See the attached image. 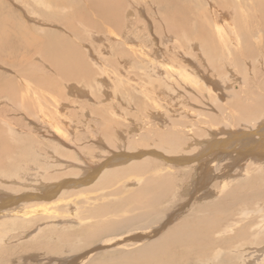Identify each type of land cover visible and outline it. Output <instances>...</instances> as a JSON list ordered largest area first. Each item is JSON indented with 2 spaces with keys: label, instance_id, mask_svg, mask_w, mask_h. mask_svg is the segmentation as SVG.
<instances>
[{
  "label": "rangeland",
  "instance_id": "rangeland-1",
  "mask_svg": "<svg viewBox=\"0 0 264 264\" xmlns=\"http://www.w3.org/2000/svg\"><path fill=\"white\" fill-rule=\"evenodd\" d=\"M58 1L61 0H40V1L0 0V46L1 43H3L6 40V38L4 37H6V35L8 34L7 32L13 33L15 32L14 30L16 28L19 29V27L25 29L28 32H32L36 38L39 37L44 41H49L48 38L52 39V38H56L57 36L58 37L62 36L67 40V42L70 43V45L71 44L75 45L76 47L75 50L78 49L77 52L79 51L78 54L77 52L74 54L75 57L74 56L72 57V61H71L72 67L69 70H67V73L77 72L78 75L83 76V78L81 76V78L78 79L67 78V76L64 75L66 71H64L65 72L64 74H61L58 71V69L53 67L49 62H46V59L39 51H35L32 49L29 50L30 52L28 51L26 53L23 52L22 50V52H20L19 55L18 54L15 55L13 53L10 54L11 52L9 50L3 48L1 49L0 47L1 51L2 50L5 51V52L2 51V56H0V63H1L0 75L3 77V79L0 80V161L3 162L2 163L3 165H0V180H1L0 181V231H2L1 225L6 224L5 228L6 226L10 227V228L9 227L6 228V229L9 228V230L11 231H7L9 232L10 235L9 237L4 236V239H7L6 240L7 243L5 244L4 247L10 248L12 250L15 249V251L18 249V247L21 246L23 247V245H25L26 242H28L30 239H33V235H37L36 233H38L40 229L46 231L45 235L40 236V238L45 239V238H51L50 237L51 231L49 230L51 228L58 227L61 229L62 227L61 225H64V227L61 230L57 229L60 230V232H64V230H67V228H71L73 226L75 228H78V225L75 223L70 225L69 222L66 223L61 222L62 220H58L56 222V219H54L55 221H53L52 219H47L42 221L41 218L39 217L37 218L38 220L35 221L34 219L33 220L34 222L28 225H22V224L18 225V223L13 224V222H18L17 221L18 217L14 216L13 214H10L11 213L10 211H12L13 213L16 212L15 214L19 215L20 202L23 203L21 204L22 208H24V200H26L25 201L26 203L28 201L30 205H38L37 207L39 209H42L41 204H44L46 202L47 203L50 202L49 205H53V204L61 205L64 202L63 201L64 199L62 201H59L61 195L64 192V190L61 187H62V183L65 182H66L65 184H67L65 186H68L73 182H82V183L87 182V184H85L83 188L81 186L80 190L82 189L91 190L92 187L93 186L95 187L96 184L99 182V178L96 177V179H94L93 182L89 180L92 178L86 179L84 177L86 175L85 174L86 172L84 171H87L89 166L86 165L84 167L83 166L84 163L83 164L81 163L84 161H90L89 159L91 158L92 155H97V157L99 158L95 162L96 165L94 163L90 164L92 168H96V166H101L102 164H106L104 166H107L109 169L111 168V171H115V169H117L116 171L123 170L127 168V166H129L131 161L134 163H140L143 162V160L147 161L149 159L152 161L161 162L163 164V162H167L166 159L177 158V154L172 155L171 153H168L166 151V149L169 146L166 145L164 146L160 144L159 139L161 137L165 138L166 135H169L173 132L174 134L178 135V137L183 136L184 140L182 137H180L181 138L180 142L183 146H188L186 144L188 143L187 140H189L188 139L189 135L191 136L192 134H195L196 138H198L197 137L198 135L200 136L203 134L202 136H204L205 134H207L205 133L207 132V129H210V127L213 126L216 127L219 126L221 127L220 130H222V125H219L220 123L215 125L212 120L215 121V119L218 118L220 119V121L222 119L223 120L230 119V118H223L222 116L224 114L229 115V117H231L232 115L235 116L238 115V113L236 112L238 109H233V107H231L232 103L230 101V98L233 96L232 94L235 95L239 94V98H241L242 100H244L245 97L247 98L254 97V95L252 96V94L258 92L259 85L262 84V82L264 81V34H262L261 37L263 40L262 43L261 44L258 43L260 44L259 46L255 45L256 42L255 37L257 35H256V31L254 30V27L251 29V34H250L251 46L250 48L248 47L242 49L241 54L242 55L245 54L244 56H242V59L240 60L239 57L236 56L235 59H233L234 57H232L234 62H230V60H228V62L226 63L227 66L230 68V72L232 74L228 72L227 67L225 69L221 68L219 70L217 68H213L211 64H209L208 56L211 54V52L208 51V48L210 46H208V48L206 47L207 57L205 56V54H203L200 44H198L199 47H195L191 45V48H188L189 46L188 39L193 38L192 37L193 33L199 32L198 31L199 30L198 28H200L199 26L211 25L210 14L211 12L213 13L216 10L217 8L216 6L219 3L215 0H188V1L176 0L177 1L176 4H174L172 0H166L167 3L166 2L164 3L167 4L166 10L168 12L162 8L161 6L162 0H159V2L157 0H139L140 3L143 5V7L141 6L140 10L138 9V7H140L138 2L132 3L133 1L135 2L136 0H123V2L120 5L117 4L118 5L117 7L120 8H117L115 6V11L116 10L117 11L116 12L114 11L115 13L113 15L112 13L109 15L110 16V18L108 19L109 21L106 22V24H104L103 29L99 27V29H102L100 32L99 30H95L91 26L89 29V25L80 19H74L75 22L73 24L75 25H73L70 22V18L68 16L71 13H73L74 15V10H75L74 5L76 4V2L78 3L77 6L78 10L80 12L82 11L86 12L84 11L85 8L81 4L82 0H71L69 2L68 9L65 11L64 10L62 11V9L56 6ZM232 1L234 4H238V2L239 3L241 2L242 4H248L245 0H232ZM212 3L216 5L215 6L216 8L212 7L214 6ZM185 5L191 6L192 9L196 12L194 14L195 15L194 18H192V16H189V19L187 20L190 22L189 25H191L193 28L192 32L188 31L186 32V34L184 33L185 35H183L182 32L181 35L183 37L182 38L180 35H177L174 31L167 30V28L164 26L166 25V20L163 19L162 15L164 13L165 18L167 17L170 20H174L175 18L177 22L181 21L182 19L181 17H178V15L179 12H182L183 9L182 6ZM221 5H224V3H222ZM158 7H160L161 9H158ZM213 8L215 9L214 11ZM174 11L176 12V14L178 13V15H176L178 19L174 15L173 16L171 15L174 14ZM250 17H251L250 14L249 15L246 14L245 16L246 20L249 19ZM72 18L74 17L72 16ZM202 18L205 19L203 20ZM77 20H80V22H82L83 25L80 26L78 25V23L76 24ZM63 21H67V22H63ZM203 21H205V24L203 23ZM228 21L233 23L232 22L233 20L231 21L229 19ZM69 23L71 25L67 26ZM236 23L240 26V24L237 21ZM237 24H236L237 27L236 29L232 30V27L231 29L229 27L227 31L229 37L233 39L232 41L234 42V44L238 46V44L242 42V48H243L244 34H241V26L239 29ZM23 25L29 29L24 28ZM91 29L95 30L96 32L92 34L91 31H89ZM242 29H244V25H242ZM120 31H122L123 34L126 35L134 34L136 38L135 41L140 42L141 44H138L136 42L134 45L133 44L126 45L125 43H127V41L125 40L124 41L115 40L114 36H117L116 34H119ZM44 32L50 33L52 37H49L48 34H44ZM166 33L171 34L173 36L172 38L177 40V42L175 41L176 43L175 42L172 43L175 44L176 46H179L180 49L183 51V53L186 54L188 60H186L185 63L183 62V65H186L192 71L195 70L194 72L197 73V75L199 74L200 79H202V81L200 82V79L197 80V82H200L199 83L200 85H197V87L196 84L194 85L193 83L188 84L190 88L185 87V84L176 83L174 82V80H172L171 82L164 81V83L162 82L161 84L162 86L164 85V87H166V89L169 90V95L162 97V95L159 96L158 93L156 92H155L156 94L154 93L155 91L153 90L154 86L151 85L155 83V79L150 80L151 76L149 78L148 74L151 70L148 69L149 67L147 68V65L145 63L140 62L139 56H137V58L134 59L133 61L132 60L129 61L128 58L131 57L127 58L126 56L132 55V53L130 52L131 49H135V48L140 49L138 47L139 45H143V47L148 46L150 50L157 48L158 46H160L158 45L157 37L162 36ZM24 34L27 36V38L30 39L35 38L33 35H28L27 33ZM198 34L201 33L199 32ZM181 40L182 43L180 44ZM11 48L17 49L14 46H12ZM235 48L236 46L233 49ZM216 50L217 49H215L214 50L215 52L212 54H216ZM236 50H238L237 53H240L241 50L240 46L237 47ZM50 51L51 50H49V52ZM211 51H213L212 48ZM188 53H190V55H188ZM76 56L78 57L76 58ZM201 56H203L204 58L206 57L205 60L203 57L201 58ZM16 57H19L18 61H20L23 57L25 59L21 60V64L19 65V62H15L16 60H13V58ZM126 58L127 61L125 60ZM100 59L101 61L99 62ZM189 59L192 61V63L189 62ZM75 60H77L78 65L76 64ZM78 61H80V63ZM95 61L98 62L94 63ZM206 61L207 63L205 64ZM100 63L101 64L103 63L102 66H99L101 65ZM79 64L83 67H80ZM106 64L110 68L106 66L107 67L106 69V67H104ZM24 66H30L32 67V69L33 67L35 69L37 68L38 74H35L34 76L32 77L30 76L28 78L25 77L24 79L25 81L22 82L18 78V72L16 71H18L17 69H19V67L22 68ZM111 66H113L115 70L121 71L123 73V75H121L122 79L116 77V74H114L115 72L113 71L114 69L112 70L113 67ZM13 67L15 68L14 71H13L14 69ZM101 67L105 72L109 71L108 72L109 74L107 72L105 73L104 71H102ZM8 68L10 70H8ZM73 68L76 69V71H73L74 70ZM77 69L80 70L82 69V70L79 71ZM177 69L179 70L180 68L177 67ZM82 71H87V72L90 71L89 77L86 78L84 76V72ZM100 74L101 75L106 74L104 78L105 79L104 82L95 81L97 78L101 77ZM110 75L112 76L113 79L111 78ZM107 76L111 79H109ZM154 77L155 76L152 75V78ZM39 78L41 81H39ZM102 78L101 80H103ZM49 80L52 82V84L51 82L49 83ZM246 81L248 85H243V83H246ZM8 82H11L12 87L7 88L8 89L7 91L6 88L5 91H1L4 90L2 89V87L7 85L5 83ZM27 83H29V85ZM186 83L189 82L187 81ZM223 83L225 84V86ZM22 86L25 88H22ZM17 87L18 89H16ZM37 100L43 101V103L41 102L42 105H39L37 103ZM252 101H254V99H252ZM219 106L221 107L223 106V108L224 106L227 107L228 111L224 110V112L221 113V111H219L218 109ZM113 111L116 113V115H114ZM181 113H184L185 115L184 114L181 115ZM180 118L182 119L180 120ZM112 119H117V122L114 121L113 124ZM181 121H183V123H181ZM226 126H223L224 128L223 130L227 129ZM188 127H190L189 130H187ZM193 127H194V131H193ZM244 130H245L244 127H241V129L239 128V131H244ZM184 131L187 132L184 133ZM215 132L218 134L216 137L218 140H224L223 142L224 144L228 143L227 142L228 138L226 134H221L219 133V131L218 132L215 131ZM96 136L100 138L102 141L101 140L99 141ZM119 137L122 139H120ZM256 137L258 141L256 140L255 144L256 146L259 144L258 145L259 147H257V149L259 150L260 145L262 143L259 142L260 139L259 136ZM185 138L187 139L186 141ZM189 144L191 143L189 142ZM100 145H102V147ZM127 145L128 146L132 145L133 147H131V149H127L128 148ZM229 146L230 143L229 145L227 144L228 148ZM237 146L238 145H234L232 148H229L231 151L227 150L228 152L229 151L231 152V154L228 153V156L229 155L230 156L227 164L229 163L230 165L233 163V161L234 162L236 161L235 164L238 166L235 165V168L237 167L239 168L240 166L241 168L244 169L247 168L248 164L252 165V166L248 165V167L251 166L253 168V166L258 164V161L262 158L259 154L258 155L251 154L250 156L246 154L243 157H241V154H239L240 152L238 151L239 148ZM234 147H237L238 149H235ZM203 148L202 145H198L197 147L194 146V149H196V151L193 152V154H195L196 156L199 153L200 154L203 153L202 150H204L205 152L206 149L204 146ZM82 149H85L86 151ZM1 150L4 153L1 152ZM89 152H91L90 155ZM159 153H161L160 156L156 155ZM66 154H68V157ZM218 154H222V153L219 152ZM237 154L239 155L238 157ZM80 155L82 157V160L80 158ZM130 155L135 157H133L129 163H127L128 161L127 162L122 161L124 160L125 156L130 157ZM165 155L168 156L166 157ZM86 156L87 158L89 157V159L86 160L85 158ZM74 157L79 161L81 160V163L79 161L78 162L82 166H80V164L76 162L77 160L73 159ZM190 157L192 158L194 156H190ZM35 160H38V162L40 163H38L37 161L36 163ZM126 160L127 159H125L124 161ZM121 161L123 163L119 164V162ZM29 164H31L30 166L32 168L38 166L41 167L42 170H47V171L50 170L52 172L58 169L57 173L61 174L59 175L60 176V178L58 179L59 181L58 180H54V182L50 181L49 184L47 183L48 182L47 181L46 186H50V183L51 184L57 183L59 184V188L57 189V191L59 192V190H61V192L57 194L56 189L51 188L52 191L50 190V192H52V195L50 194L51 195L50 196L49 194H47V192H49L48 191L49 189L46 192V190H44L43 187L40 188L41 186L40 183L43 181L42 180L43 177H41L40 174L37 175L35 173L36 170L33 171L34 173L29 172L31 176L26 175L27 179H29L30 181L26 180V178L24 179L23 177L24 175L23 176L21 175L25 170H27L26 166H29ZM263 164L259 165V168L257 169L259 172L264 171V168H262ZM104 166L102 165L101 168ZM172 166H176V165L172 164ZM204 166L205 167L203 168L205 169L206 166L208 167L210 166V164H204ZM91 167L88 169V171L91 169ZM226 167L227 165L224 162H221V164H218L215 168L216 170L219 168L218 170L221 171L223 175H225L224 170L226 169ZM73 168L74 170L76 168L75 171L78 170L76 172L77 175L70 173V172H75L73 171ZM213 168H214V164H212L209 167V170L212 171ZM1 170L3 173L1 172ZM180 170L181 169H179V172L176 175H174L175 180L172 181L173 182L172 187L174 193L167 199L168 203L165 204V208L167 207V209L164 211V214H166V218H168L171 215L175 216L176 219L173 220V222L171 223V226L173 227L176 224L181 223L182 221L185 220L192 221L196 224L201 223V221L207 220V218H210L211 216L210 213L207 212L198 213V212L201 209L207 210L212 206V204H214L220 199L221 200L223 199L224 203L226 204L234 203V197L237 194V192L235 191L236 193L232 195L228 194L229 190L230 189L232 190L233 188L232 186H236L237 184H241L244 187L246 186V189L242 191L243 194H247L250 192L254 193L260 190L257 188L258 172H252L251 174L252 177L248 178L245 174H243L240 171L238 174H236L234 177L231 178H229L228 176H224V178L216 176L213 179L207 177V181L205 184H201L200 178L199 180L195 179V181H193V190L207 188L208 189L207 191H209L208 192L209 195H202V197H197L193 199V196L190 197V195H184L185 194L184 189L190 186L191 181L194 178L193 175H188L187 173L194 174L195 170H192L191 168L187 169L186 172H182ZM202 172L203 170L200 171L199 174H201ZM63 174L64 176L66 174L67 177L66 176L64 177ZM78 174H80L79 176L82 175L81 177L83 178L78 179L79 178ZM90 175H92L93 177L94 172H90ZM62 179L65 180V182ZM24 181L25 183H23ZM67 181L68 182L71 181L72 183L71 182L67 183ZM91 184L93 186H91ZM87 186L89 187L91 186V188ZM53 191L56 192L53 193ZM53 194L55 196L57 194V197H55ZM97 194L98 192L96 191L93 193V196ZM33 195L35 197L34 199L32 197ZM90 195H92V193ZM47 196L51 198L47 199ZM58 196H60L59 199ZM17 197L20 198V200L17 199ZM29 197L32 198L30 199ZM16 199L19 201H17ZM35 199L38 201V203L39 202L40 203L38 204ZM70 199L72 200V198ZM70 199H68V201ZM73 199H75V197H73ZM82 200L83 198L79 200L81 204L80 203L75 204V207L78 208L79 213L84 210L83 206H85L84 204H82L81 202ZM52 202H56V203H52ZM3 203H9L11 205L9 206L7 205L8 207L7 206L4 207L5 205H3ZM72 207L74 208V206ZM238 208L240 209L236 210L237 212L234 211L235 214L230 218H228L226 214L228 213L233 214L232 212L233 210L229 211L228 213H225V216H222V221H219L222 222L219 226L220 229H218L217 231L214 230L212 232L211 228H208L210 232L207 230V235L209 236L206 235L207 236L205 237L206 239L205 238H203L202 240L200 238L198 239L199 242L200 240L201 242L196 243V247L201 245L205 248H203V251H199L198 255L195 254L192 255L193 258L190 257L192 259L191 260L192 264H262L264 263V238H260L259 240L258 238L255 237L254 238L255 240L253 239L254 235L256 236L261 229H264V221H262L264 217V198L262 197L258 199L256 197H252V199L251 200L249 199V201L239 203ZM15 209H17V211ZM69 210L74 212L76 211L73 210L72 208H70ZM242 211L248 212V215L243 217ZM5 213H7V215ZM255 213H258V215L256 216ZM193 214L194 216H192ZM5 215L7 218H4ZM9 215L11 216V218L9 217ZM221 215L224 214H220V216ZM25 216L27 217V215ZM39 216L41 217L42 215ZM14 218L16 221H14ZM201 218L204 219L201 220ZM67 220L69 221V219ZM1 221L3 222L2 224ZM59 222H61L60 225H58ZM205 223L206 222H202L201 225L205 226ZM208 223L206 225H208ZM228 225L229 227L226 228V226ZM17 238H19V240ZM208 240L211 242H209ZM225 240L227 243H225ZM97 242L99 243L100 240H97L94 246L98 244ZM206 242L208 244H206ZM217 246H221V248ZM226 246L228 249L226 248ZM229 246L231 249H229ZM20 253L21 254L18 255H20L21 257V255H23L24 252H20ZM34 254L36 256L37 255L40 256L39 257L35 256L36 260L34 261L32 260L30 261L28 260V258H25L27 264L44 263V262L40 263L39 261H45L44 264H48L46 262L48 257H45L44 254H42L41 252ZM68 256L70 255H67V257ZM51 257L55 258L56 256H51ZM195 258H198L199 260H195ZM14 264H16V262H14ZM51 264H60V262L57 263L54 261Z\"/></svg>",
  "mask_w": 264,
  "mask_h": 264
},
{
  "label": "bare ground",
  "instance_id": "bare-ground-1",
  "mask_svg": "<svg viewBox=\"0 0 264 264\" xmlns=\"http://www.w3.org/2000/svg\"><path fill=\"white\" fill-rule=\"evenodd\" d=\"M38 1H40V0H38ZM70 1L71 0L58 1L56 6L60 9H62V11L63 10L65 11L68 9V5H69ZM157 1L159 2V0H157ZM215 1H217L219 3L217 6L212 3L214 5L212 7H214V8L217 7L216 10L213 8V11L214 10L215 11L213 13L211 12V14H210L211 15V17H210L211 23L210 24L212 25V27H211V25H206V26L200 25L199 26L200 28H198L199 29L198 31L201 34H198L199 32L193 33V36H192L193 38H189V39L187 38L189 41L188 48H191V45L195 46V47H199L198 44H200V46L202 48L201 50H202L203 54H205V56H206L207 55L206 47L208 48V46H210L213 51H211L210 47L208 48V51L211 52V54L208 56L209 64H211V66L213 68H217L219 70L221 68L225 69L227 67L228 72L231 73L230 68L227 66L226 63L228 62V60H230V62H234L233 59H235L236 56H238L240 60L242 59V56L245 55V54H243V55L241 54L242 49L248 48V47L250 48V46H251L250 34H251V29L253 27H254V30L256 31V35H257L255 37V40H256L255 45L259 46L263 41L261 37H262V34H264V0H245L248 4H242L241 2L239 3L238 1H237L238 4H234L232 0H215ZM221 1H222V3H224V5H221L222 4ZM122 2H123V0H82L81 4L85 8L84 11H86V12H83V11L80 12L77 8L78 3L76 2V4L74 5V8H75L74 15H73V13H71V14H69L68 17L70 18V22L72 24L75 22L74 19H80L89 25V29L91 26L92 28H94L95 30H99V32H100L103 29L104 24H106V22L109 21L108 20L110 18L109 15L111 13L113 15L117 11V10L115 11V6L117 7L118 6L117 4L120 5ZM137 2L140 5V7H138V9L140 10L141 6L143 7V5L140 3L139 0H136L135 2L133 1L132 3H137ZM164 2L167 3L166 0H162L161 6L165 11H167L166 10L167 4ZM172 2H174V4H176L177 1L172 0ZM132 5H134V4H132ZM182 7H183L182 12H179V15H178V13L176 14L175 11H174V14H171L172 16L174 15L177 19H178V17H181V19H182L181 21L177 22L175 18H174V20H170L167 17L165 18L164 13L162 15L163 19L166 20V25H164V26L167 28V30L174 31L177 35H180V36L182 35V32H183V35H185L186 32H188V31L192 32L193 28L191 25H189L190 22L187 20L189 19V16H192V18H194V16H195L194 14L196 12L192 9L191 6L185 5ZM117 8H120V7H117ZM158 9H161V8L158 7ZM203 12H202V14H203ZM207 12H208V10H207ZM56 14H58V13H56ZM246 14L251 15V17L247 20L245 18ZM171 15H170V17H171ZM176 15H178V17ZM72 16L74 18H72ZM229 19L231 21L233 20L232 21L233 23L229 22L228 21ZM80 20H77L76 24L78 23V25L82 26L83 23L80 22ZM198 20H200V19H198ZM260 20H261V22H260ZM44 21H46V20H44ZM236 21L241 26V34H244L243 35V40H244L243 48H242V42L241 41H240L241 43L238 44V46L236 44H234V42L232 41L233 39H231V37H229L228 31H227V29L229 27H230V29L232 27V30L237 28L236 27V24H237ZM63 22H67V21H63ZM200 23H202V22H200ZM203 23L205 24V21H203ZM206 24H207V22H206ZM70 25L71 24L69 23L67 26H70ZM73 25H75V24H73ZM242 25H244V29H242ZM240 26L238 25L239 29H240ZM99 27H101L102 29H99ZM24 28H27V27L24 26ZM27 29H29V28H27ZM95 30L91 29L89 31H91V33L94 34L96 32ZM14 31L15 32H13V33L7 32L8 34L6 35V37H4V38H6V40L3 43H1V46H0L1 49L2 48L7 49L11 52L10 54L13 53L15 55L16 54L19 55V53L22 52V50H23V52H26V53L32 49L35 51H39L44 56V58L46 59V62H49L53 67L58 69V71L61 74H64L65 73L64 71H66V73H67V70H69L72 67L71 66L72 57L74 56V54L77 52L78 49L75 50L76 49L75 45H73V44L70 45V43L67 42V40L64 37H62V36L58 37L57 36L56 38H52V39L48 38L49 41H44L41 38H39L38 36H37L38 38H36L32 32H28L23 28L19 27V29L16 28ZM24 33H27L28 35H33L35 38H33V39L27 38V36ZM114 33H115V31H114ZM44 34H48L49 37H52V35L50 33L44 32ZM116 35L117 36H114L115 40H118V41H120V40L124 41L125 40V41H127V43H125L126 45L127 44H133L134 45L137 42V41H135L136 38H135L134 34L126 35V34H123L122 31H120V33L116 34ZM122 36H123V39H122ZM172 37L173 36L171 34L166 33L162 36L157 37L158 38V41H157L158 45H160L157 48L150 50V48L148 46L143 47V45H139L138 47L140 49H137L135 47H134L135 49H131L130 52L132 53V55H127V56L124 55L127 58L131 57V58H128L129 61H131V60L133 61L134 59L137 58V56L140 57V62L145 63L147 65V68L149 67L148 69L151 70L150 71L151 73L149 72V74H148L149 78L151 76L150 80L155 79V83H153V85H151V86H154V88L152 87L153 90H155L154 93L156 92V93H158L159 96L162 95V97L169 95V90L166 89V87H164V85L162 86V84H161L162 82L164 83V81L171 82L172 80H174V82H176V83L185 84V87H187V88H190L188 85L190 83H193V85L196 84V87H197V85H200L199 83L202 81V79H200L199 74L197 75V73L194 72L195 70L192 71L186 65H183V62L185 63L186 60H188V58L186 57V54L183 53V51L180 49L179 46H176L175 44H173L175 41L177 42V40L172 38ZM77 40H79V39H77ZM137 43L141 44L140 42H137ZM169 43H171L172 45ZM181 43H182V40L180 41V44ZM258 43H260V44H258ZM12 46L16 47L17 49H12L11 48ZM233 46L234 47L236 46V48L240 46V48H241L240 53H237L238 50H236V48L233 49L234 48ZM213 47H214V49H213ZM215 49L218 50V53L216 50V54H212L215 52L214 51ZM49 50H51V51L49 52ZM235 50H236V52H235ZM2 51H4V50H2ZM2 51L0 50V56H2ZM78 52H77V54H78ZM243 53H245V52H243ZM188 55H190V53H188ZM77 57L78 56H76V58ZM202 57L203 56H201V58ZM232 57H234V58L232 59ZM127 58L125 59L126 61H127ZM205 58H204V60H205ZM18 59H19V57L13 58V60H16L15 62H19V65H20L21 60H23L25 58L23 57L20 61H18ZM243 59H244V57H243ZM3 60H5V59H3ZM75 61H76V64L78 65L77 60H75ZM100 61H101V59L99 60V62ZM78 62L80 63V61H78ZM97 62L95 61L94 63H97ZM189 62L192 63V61L190 59H189ZM94 63H93V65H94ZM123 63H125V62H123ZM206 63H207V61L205 62V64ZM102 64L99 66H102ZM82 65H83V63H82ZM106 66H108V65L106 64L104 67H106ZM80 67H83V66L80 65ZM111 67H113V66H111ZM177 67H179L180 69L178 70ZM37 68H38V65H37ZM37 68L35 69L33 67V69H32V67H30V66H24L22 68L19 67V69H17L18 71H16V72H18V78L22 82H24L25 77L28 78L30 76L32 77L35 74H38ZM50 68H52V67H50ZM77 68H78V66H77ZM10 69H11V67H10ZM10 69L8 68V70H10ZM101 69H102V67H101ZM106 69H107V67H106ZM14 70H15V68L13 69V71ZM77 70L81 71L82 69L81 70L77 69ZM112 70L115 72L114 74H116L117 78L122 79L121 75H123V73L121 71L115 70L114 67L112 68ZM176 70H178V71H176ZM73 71H76V69H74ZM102 71H104V70L102 69ZM123 71H125V70H123ZM82 72H84V76L86 78L89 77L90 71H88V72L82 71ZM66 73L64 75L67 76V78H69V79L70 78H77L78 79V78H81V76H82V75H78L77 72L76 73H74V72L69 73L68 72L67 74ZM152 75L155 77L152 78ZM100 76L101 77H99L95 80L96 82H98V81L104 82L105 81L104 78H105L106 74H102V75L100 74ZM35 78H36V76H35ZM82 78H83V76H82ZM101 78L103 80H101ZM111 78H112V76H111ZM111 78H109V79H111ZM1 79H3V77L0 75V80ZM199 79H200V82H197V80H199ZM16 81H17V79H16ZM39 81H41L40 78H39ZM187 81L189 83H186ZM14 82H15V80H14ZM50 82L51 81L49 80V83ZM5 84H7V85L3 86L2 89H4V90H1V91H5V88L7 91L8 90L7 88L12 87L11 82H8ZM27 84L29 85V83H27ZM51 84H52V82H51ZM225 84H226V82H225ZM225 84H224V86H225ZM243 85H248L247 81H246V83H243ZM17 86H19V85H17ZM22 88H25V87L22 86ZM145 88H147V87H145ZM214 88H215V86H214ZM16 89H18V87ZM162 89H164V90H162ZM39 90H41V89H39ZM256 93L252 94V96L254 95V97H251V98L245 97L244 100L239 98V94L238 95L232 94L233 96L230 98V101L232 103L231 107H233V109H238L236 111L238 113V115H236V116L232 115L231 117H229V115L224 114L222 116L223 118H230V119H226V120L224 119L225 121L223 119H222L223 121L222 120L220 121L219 118L215 119V121L212 120L215 125L220 123L219 125H222V130H220L221 127H219V126H217V127L213 126V127H210V129H207V132H205L207 134H205L204 136H202L203 135L202 134L200 136L198 135L197 136L198 138H196L195 134H192L191 136L189 135V137H188L189 140H187L185 138V141L187 140V142H188L187 144L186 143L185 144L188 146H183L181 144V142H180L181 138L180 137H182L184 140L183 136L179 135L180 137H178V135L174 134L173 132L169 135H166L165 138L159 137L160 138L159 141H160L161 145L169 146L166 149V151L168 153H171L172 155L177 154V158L173 157L174 159H171L169 157L170 159H166L167 162H163V164L161 162L152 161L149 159L147 161L143 160V162H140V163H134L131 160L135 156L130 155V157L125 156L124 160L127 159L126 161L122 160L123 162L128 161L127 163H129L131 161L129 166H127V168H125L123 170H118V171H116L117 169H115V171H111V168L109 169L107 166H104L106 164H102L104 166L102 168H101L102 165L96 166V168L91 167L90 164H93V163L95 164L97 159H99L97 157V155H92L90 159H89V157L87 158V156H86L85 157L86 160L89 159L90 161H84L83 160L84 162H82V163H81V160H82L81 155L82 154L80 155V158H81L80 161L75 159V157H76L75 156L73 159L77 160L76 162L79 161L81 164L84 163L85 164V165L83 164L84 167L86 165H88L89 168L91 167V169H92V170L90 169L91 171L90 170L89 171L94 172V175L92 177V175H90V172L88 171L89 168L87 169V171H84V172H86L85 173L86 175L84 176L86 179L92 178L89 180H91L93 182L94 179H96V177L99 178V182L96 184L95 187L93 186L94 183H93V185L91 184V186H93L94 188L92 187L91 190L90 189L80 190L81 186L83 188V186L85 184H87V182H83V183L82 182H73L72 183L71 182L72 179H71V181H69L72 184L65 186L67 184H65L66 183L65 180L62 179L65 182V183H62V187H61L64 190V192L61 195L60 199H59L60 196H58L59 201H62L64 199L63 200L64 202L61 205H59V204L49 205L50 202L49 203L46 202L44 204H41L42 209H39L37 207L38 205H30L27 201V203L29 204V206H28V204L25 202L26 200H24V208L21 207L22 206L21 204H23V203L20 202V205L18 204L20 206L19 207L20 213H22V214L17 212V213H19V215H18V214H15L16 212L13 213L12 211H10L11 212L10 214H13L14 216L18 217L17 218L18 222H13V224L18 223V225L19 224L28 225V224L33 223L34 219H35V221L38 220L37 218L39 217V218H41L42 221L47 220V219H52L53 221H55L54 219H56V222L58 220H62L61 222H65V223L69 222L70 225L75 223L78 225V228H75L73 226L71 228H67V230H64V232H60V230L64 227V225H61L62 226L61 229L58 227H54V228H51L52 230L49 229L51 231V234H50L51 238H45V239L40 238V236L45 235L46 231H43L42 229H40L39 231L37 230L38 233H36L37 235H33V239H30L28 242L25 243V245H23V247L22 246L18 247V249L15 251V249L12 250L10 248L4 247L5 244L7 243V241H6L7 239H4V236L9 237L10 235H9V232H7V231H11V230H9V228H10L9 226H6V228L9 227L8 229L5 228L6 224L1 225L2 231H0V264H14V262H16V264H23L24 262L26 263L25 258H28V260H30V261L31 260L34 261V260H36V257L38 256V255L36 256L34 253H40V252L42 254H44L45 257H48L47 261H46L48 264H51L54 261L57 263L60 262V264H192L191 263L192 259L190 257H192V255H195V254L198 255L199 251H203V248H205L201 245L196 247V243L199 242V240H198L199 238L202 240L203 238L209 236V235H207L208 228H211L212 232L214 230L217 231L218 229H220L219 226L222 222H219V221H222V216H225V213H228L231 210H233L232 211L233 214L228 213L226 215L228 216V218L233 216L235 214L234 211L237 212L236 210L240 209V208H238L239 203L249 201V199L251 200L252 197H256L258 199L262 198V197L264 198V173H263L264 171L259 172L257 170L259 168V165L264 163V81L262 82V84L259 85L258 92H256ZM24 97H26V96H24ZM151 98H153V97H151ZM172 98H173V96H172ZM220 98H222V97H220ZM240 99L244 102H242ZM252 99H254V101H252ZM41 102L43 103V101L37 100V103L39 105H42ZM212 102H213V100H212ZM222 103H223V101H222ZM231 103H229V104H231ZM217 105H218V103H217ZM223 105H225V104H223ZM218 109H219V111H221V113H223L224 110H227V107L224 106V108H223V106L222 107L219 106ZM113 113H114V115H116V113L114 111H113ZM183 114L184 113H181V115H183ZM181 119L182 118H180V120ZM114 121L117 122V119H112L113 124H114ZM175 121H177V120H175ZM226 122H228V123H226ZM181 123H183V121H181ZM226 124H227V126H226ZM115 125H117V124H115ZM223 126H226L227 129L223 130L224 129ZM171 127H173V126H171ZM174 127H176V126H174ZM241 127H244L245 130L239 131V128L241 129ZM198 128H200V127H198ZM189 129H190V127H188L187 130H189ZM191 130H192V128H191ZM226 130H227V132H226ZM193 131H194V127H193ZM215 131H217V132L219 131V133H221V134H226V136L228 138L227 144L229 145V143H230L229 148H232L234 145H238L237 147L239 149L237 147H234V148L238 149V151L240 152V153L239 152L238 153L241 154V157H243L246 154L249 156L251 154L252 155H256V154L258 155L259 154L262 157L261 158L262 160L260 159L259 161H262V162L258 161V164L253 166V168L251 167L252 166L251 164H248L251 166L248 167V165H247V168H244V169L241 168L240 166H239V168L238 167L235 168V165H236L235 162L236 161L235 162L233 161V163L230 165H229V163L227 164V162L229 160V156H230V155L228 156V153L231 154V152H230L231 150L227 147V144L223 143L224 140H218L216 138L218 134ZM185 132H187V131H184V133ZM202 132H204V131H202ZM237 132H239V133H237ZM118 133H119V131H118ZM256 136H259V138H260L259 142L262 143L260 145L259 150L257 149V147H259L258 146L259 144L257 146L255 144L256 140L258 141ZM120 139H122V138H120ZM96 140H95V142H96ZM98 140L100 141L101 139L98 138ZM189 142L191 144H189ZM136 143H134V144H136ZM198 145H202V148L204 146L206 151L204 152V150L201 149L203 151V153H201V154L199 153L198 155L195 156V154H193V152L196 151V149H194V146L197 147ZM100 146L102 147V145H100ZM123 147H125V146H123ZM131 147H133V146L129 145L127 149H131ZM2 148H4V147H2ZM120 148H121V146H120ZM82 150H85V149H82ZM227 150H230V151L228 152ZM1 152H3V151L1 150ZM219 152H221L222 154H218ZM90 153L91 152H89V155H90ZM77 154H78V151H77ZM152 154H155V153H152ZM160 154L161 153L156 154V155L160 156ZM66 155L68 157V154H66ZM66 155H65V157H66ZM190 156H194V157L191 158ZM238 156L239 155L237 154V157ZM128 158H130V159H128ZM161 158H162V156H161ZM36 161L38 162V160H35V162ZM122 161L119 162V164L123 163ZM221 162H224L227 165L226 169L224 170L225 175H223L221 173V171L218 170L219 168L217 170L215 168L218 164H221ZM2 163L3 162L0 161V165H3ZM38 163H40V162H38ZM170 163H172L176 166H172V164H170ZM81 164H80V166H82ZM204 164H210V166L212 164H214L213 170L212 171L209 170L210 166H208V167L206 166V168L204 169L203 168V167H205ZM237 164H238V162H237ZM25 165H28V164H25ZM30 165L31 164H29V166H26L27 170H25L21 175V176L24 175L23 176L24 179L26 178V180H29V179H27V176L30 175L29 172H33L34 170H36L35 173L37 175L40 174L41 177H43L42 178L43 181L41 183L39 182L41 185V186L39 185L40 188L43 187L44 190H46V192L49 189L48 190L49 192H47V194H49V195L50 194L52 195V192H50L51 188L56 189V191H57V189L59 188V184H57V183L51 184L50 183V186H46L47 185L46 182L48 181L47 183L49 184L50 181L54 182V180H58L60 178L59 175H61V174L57 173L58 169H56L54 172H52L50 170L49 171L42 170L41 167H38L37 165H36L37 167L32 168ZM236 166H238V165H236ZM76 168H77V166H76ZM76 168H75V170H76ZM190 168L192 170H195V172H194V174L193 173H190V174L187 173V174L193 175L194 178L191 181L190 186H188L184 189V193H185L184 195H190V197L193 196V199H195L197 197H202V195H209L208 194L209 191H207L208 190L207 188L194 189L195 191L193 190V181H195V179L199 180V178H200L201 184H205L207 181V177L213 179L216 176L222 177V178H224V176H228L229 178H231V177H234L236 174H238L240 171L243 174H245L248 178L252 177L251 176L252 172H258V174H257V177H258V184L257 185H258V187L257 188L260 190L258 192H254V193L250 192L247 194H243L242 191L246 189V186L244 187L241 184H237L236 186H232L233 188H232V190L231 189L229 190L228 194L232 195V194L237 192V194L234 197V203L226 204V203H224L223 199L222 200L220 199L217 202H215L214 204H212V206L210 208H208L207 210L201 209L198 212V213H200V212L210 213L211 216H210V218H207V220L201 221V223H197V224L192 222V221L185 220V221H182L181 223L176 224L173 227V226H171V223L176 218L173 215L166 218V214H164V211L167 209V207L165 208V204L168 203L167 199L171 195H173V193H174V190L172 187V184H173L172 181L175 180L174 175H176L179 172V169H181L180 171H182V172H186V170L190 169ZM262 168H264V164H263ZM75 170L73 168V171H75ZM202 170H203V172L201 174H199V172ZM77 171L70 172V173L77 175V173H76ZM1 172H2V170H1ZM36 174H34V175H36ZM97 174H98V176H97ZM227 174H229V175H227ZM79 175L80 174H78V176ZM63 176H64V174H63ZM65 176H66V174H65ZM81 176H79L78 179H80V178L82 179L83 177H81ZM36 177H39V176H36ZM78 179H77V181H78ZM75 181H76V179H75ZM69 182L67 181V183H69ZM23 183H25V181ZM131 185H132V187H131ZM91 186L90 187L87 186V187L91 188ZM133 186H136V187H133ZM190 187H192V188H190ZM35 189H37V188H35ZM190 189H192V190H190ZM56 191H53V193ZM72 191H74V192H72ZM96 191L98 192V194L93 196V193ZM60 192H61V190H59V192L57 191L56 193L59 194ZM225 192H227V191H225ZM91 193H92V195H90ZM57 194H56V196L54 194L53 195L55 197H57ZM27 195H28V193H27ZM34 195L32 196L33 199L35 198ZM81 196H83V197H81ZM32 197H29V198L31 199ZM73 197H75V199H73ZM49 198H51V197L47 196V199H49ZM70 198H72V200ZM82 198H83V200L81 202L85 206H83L84 210L82 209L83 211H81L79 213V210L77 207H75V204L80 203L79 200ZM17 199L20 200V198H18V197H17ZM58 199H57V201H58ZM68 199H70V200L68 201ZM215 199H216V197H215ZM19 200H17V201H19ZM232 201H233V199H232ZM36 202L38 203L37 200H36ZM56 202H52V203H56ZM30 203H32V202H30ZM25 204H27V205H25ZM33 204H34V202H33ZM3 205H5L4 207H6L7 205L9 206L11 204L3 203ZM72 206H74V208ZM70 208H72L73 210H76V211L75 212L70 211L69 210ZM6 209H8V208H6ZM17 209H15V210L17 211ZM15 210H13V211H15ZM5 214L7 215V213H5ZM220 214H224V215L220 216ZM6 215L4 216V218H7ZM25 215H27V217ZM39 215H42V216L40 217ZM246 215H248V212L242 211V216L245 217ZM255 215L257 216L258 213H255ZM192 216H194V214ZM9 217L11 218L10 215H9ZM261 217H263V216H261ZM67 219H69V221ZM203 219L204 218H201V220H203ZM14 221H16L15 218H14ZM262 221H264V217H263ZM61 222H59V224L58 223H56V224L60 225ZM202 222H206L205 226L201 225ZM2 223L3 222L1 221V224ZM207 223H208V225H206ZM227 227H229V225L226 226V228ZM57 229H60V230H57ZM255 237L258 238L259 240H260V238H264V229H261L256 236L254 235L253 239ZM17 239L19 240V238H17ZM97 240H100V242L99 243L97 242L98 244L94 246V244ZM201 240H200V242H201ZM221 241H223V240H221ZM51 242H54V243H51ZM204 242H205V240H204ZM209 242H211V241H209ZM225 243H227L226 240H225ZM206 244H208V243L206 242ZM217 247L221 248V246H217ZM226 248H227V246H226ZM229 249H231L230 246H229ZM206 250H208V249H206ZM19 251L24 252L25 255L23 254L20 257V255H18V254H21ZM67 255H70V256L67 257ZM200 255H202V254H200ZM51 256H56L55 257L56 260H55V258H53ZM198 258H195V260H199ZM40 259H42V258H40ZM201 261H204V260H201ZM39 262L45 263V261H39ZM220 263H221V261H220ZM262 264H264V263H262Z\"/></svg>",
  "mask_w": 264,
  "mask_h": 264
}]
</instances>
